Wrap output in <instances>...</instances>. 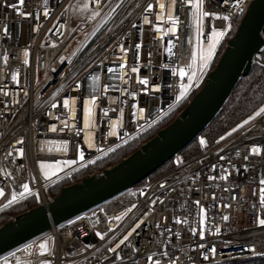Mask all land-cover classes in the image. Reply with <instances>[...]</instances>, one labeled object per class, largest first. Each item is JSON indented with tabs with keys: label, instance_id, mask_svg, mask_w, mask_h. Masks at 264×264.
Wrapping results in <instances>:
<instances>
[{
	"label": "built area",
	"instance_id": "1",
	"mask_svg": "<svg viewBox=\"0 0 264 264\" xmlns=\"http://www.w3.org/2000/svg\"><path fill=\"white\" fill-rule=\"evenodd\" d=\"M78 1L24 0L20 5L19 0H0V213L33 195L47 207L49 187L176 117L207 75L197 62L198 78L189 85L196 26L190 5L182 0L174 6L179 19L175 34L168 35L164 33L171 25L160 18V3L169 5L170 0H87L92 15L73 19L71 9ZM251 1L205 0L204 10L229 20L205 18L200 39L206 41L213 29L228 34ZM93 13L98 15L92 18ZM171 14L166 8L163 19ZM253 62L263 64L258 56ZM138 79H146L147 86ZM181 84L185 96L177 102ZM223 137L53 226L2 256L0 264H233L264 259V227L258 226V219H264L259 200L264 116ZM252 148L260 153L251 154ZM65 161L71 164L60 174L41 177L38 163ZM23 184L29 185L30 195H20ZM200 207L205 209L204 240L198 234ZM117 216L122 219L115 220ZM44 239L50 240L49 251L38 256Z\"/></svg>",
	"mask_w": 264,
	"mask_h": 264
},
{
	"label": "water",
	"instance_id": "2",
	"mask_svg": "<svg viewBox=\"0 0 264 264\" xmlns=\"http://www.w3.org/2000/svg\"><path fill=\"white\" fill-rule=\"evenodd\" d=\"M263 49L264 0H252L217 63L177 116L117 164L63 187L47 207L38 205L0 225V258L138 185L177 157L218 116Z\"/></svg>",
	"mask_w": 264,
	"mask_h": 264
},
{
	"label": "trees",
	"instance_id": "3",
	"mask_svg": "<svg viewBox=\"0 0 264 264\" xmlns=\"http://www.w3.org/2000/svg\"><path fill=\"white\" fill-rule=\"evenodd\" d=\"M240 20L235 21L229 33L226 34L225 40L218 48L216 55H220V50L225 47L227 41L234 35ZM258 58L263 64L253 63L250 73L238 81L231 95L220 110L218 116L209 124L203 133L190 145H188L177 157L168 162L165 166L161 167L151 176L171 168L177 161L187 159L200 151L201 148L211 145L221 137L231 132L232 129L237 128L238 125L242 124L243 121L247 120L264 106V49L260 52ZM212 68V65H210V70ZM174 118L175 115L167 118L165 121L139 138L129 142L123 147L118 148L88 167L75 172L70 177L52 185L47 189L46 194L50 198H53L63 187L77 183L85 176L99 173L104 169L117 164L122 159L137 150L141 144L153 138L161 128L167 126ZM200 139L205 141L204 145H201L199 141ZM38 205L39 200L37 196L33 195L26 198L21 204L13 205L0 213V225L21 213L37 207ZM233 264H264V259Z\"/></svg>",
	"mask_w": 264,
	"mask_h": 264
},
{
	"label": "snow or ice",
	"instance_id": "4",
	"mask_svg": "<svg viewBox=\"0 0 264 264\" xmlns=\"http://www.w3.org/2000/svg\"><path fill=\"white\" fill-rule=\"evenodd\" d=\"M46 2V0H45ZM159 2V0H158ZM177 0H170V4L169 5H165L164 3H160V10H161V19L163 20V23L165 24H170L171 27L169 29H167L165 31V35H168L169 33L171 34H175V30L176 27L179 23V19L178 17L175 16V9L174 6L176 4ZM182 2L186 3V6L190 5L191 7V12H192V17H193V22L197 28V36L203 35V32L201 31V27L203 25V21L205 18L207 17H212L213 19H222L224 21H228L229 20V16H218L215 13H210L206 10H204V3L205 0H182ZM20 5H23L24 0H19ZM12 7L15 9L17 6L16 5H12ZM88 5L86 3L83 4V10H87ZM166 8H171L172 9V14L168 16V18L166 20L163 19V14L166 10ZM152 6L149 5L148 6V11H151ZM18 14H22V13H18ZM47 12L44 13L45 16H47ZM23 15V14H22ZM98 15V13H93L92 18H95V16ZM145 23H148L147 19H145ZM135 27V25H134ZM230 27V26H229ZM155 31L159 32L161 31V29L156 28ZM226 35V29L225 30H221V31H216L215 29H213V31L211 32L210 35L207 36L206 38V44H207V49L206 51L204 50L203 47L196 49H193L192 52V64L188 65V69L190 74L188 75V80H189V85L191 84L192 81H194L197 77V71L196 68L194 67V65L197 62V59H199V71L202 73L204 68L207 66V64L209 63L211 54L213 52V50L215 49L216 45L219 43V41ZM137 49L140 48V45L137 44L136 45ZM122 52H125L126 54V50L121 48ZM169 51H171V49H169ZM25 56L28 55L27 52L24 53ZM4 60H7V57H4ZM28 61L25 60V63H27ZM126 65H121V67H125ZM132 72H138V69L136 67H133ZM109 71H112L111 69H109ZM172 74L176 75L177 74V69L173 68L172 69ZM185 69L181 68L179 69L178 75L183 78L185 76ZM12 79L15 81L17 79L16 75L14 74L12 76ZM125 83H127V81H125ZM138 83L143 84L145 86H147L148 81L146 79H138ZM185 90H186V86L181 84L180 85V94L176 97L177 102H179L181 99L184 98L185 96ZM5 95H7V93H5ZM95 101H88L89 104L94 103ZM65 107H68V101L65 100L64 102ZM52 107H56L55 104L52 105ZM141 114L143 113V109L140 110ZM107 113H105L106 115ZM86 115L89 118V123L91 122V110H86ZM261 115H264V107H261L253 116L249 117L248 120L243 121L242 124L238 125L237 128L232 129V132H235L238 130V128H242L244 127V125H247L251 120L260 117ZM52 131H56L55 128L51 129ZM232 132L228 133L227 135H231ZM225 139V137H221V140ZM17 143H23V140L17 141ZM201 145H204L205 141L201 140L200 141ZM14 147V146H13ZM260 153V150L258 148H252L251 150V154H256L258 155ZM12 153L9 152L8 155H11ZM22 154V152H21ZM81 159H83V156L81 155L80 157ZM245 159H247V157H245ZM71 162L69 161H65V165H70ZM42 174L44 175L45 179L49 178V174L45 171L46 168H53V165H49V164H45V163H40L39 165ZM53 175L55 174V172L52 173ZM214 179V178H213ZM221 179H227V176L221 177ZM260 184L262 186H264V180L260 181ZM23 189L24 191L22 193H20L21 196H25V195H30V189H29V185L28 184H23ZM163 187V185H162ZM3 195L2 190H0V196ZM38 198V197H37ZM16 199V196L13 195L12 199L8 201V204L11 205ZM233 199H235V197H233ZM259 200L260 203L262 205H264V187H261L259 190ZM196 205L199 207V201H195ZM134 207V206H133ZM225 207H228V205H225ZM128 211H131V209H129ZM122 219V216H117L115 217V220L120 221ZM225 221H227L229 218L227 216H225L223 218ZM184 223H186L187 221H183ZM175 223L180 224L182 223V221L180 219H177L175 221ZM199 224H200V228H199V237L201 240L205 239V209L203 207L199 208ZM139 224H136L135 228H139ZM258 226L264 227V219H258ZM135 228L132 229V231H135ZM109 231H112V229H109ZM192 235L195 236L197 235V229L193 228L192 230ZM219 231V229H217V232ZM96 235L103 240L104 239V234L101 233H96ZM132 235V232H129L128 235L124 236V238L118 243L116 244V248H119L121 244H124L125 241L128 240L129 236ZM178 235V234H177ZM40 249H41V256H44L46 251H47V245L45 243H41L39 245ZM201 247H203V245H201ZM111 251H115V249H111ZM213 254H215V248H212L210 250ZM205 259H207L208 257L205 256ZM152 257H149V260H151ZM47 264V262H46ZM157 264H159V262H157Z\"/></svg>",
	"mask_w": 264,
	"mask_h": 264
},
{
	"label": "rangeland",
	"instance_id": "5",
	"mask_svg": "<svg viewBox=\"0 0 264 264\" xmlns=\"http://www.w3.org/2000/svg\"><path fill=\"white\" fill-rule=\"evenodd\" d=\"M86 3L87 4V0H80L78 1L77 3H75V5L72 7L71 9V17L73 19H82V18H86V17H90L92 15L91 11L89 10V8L87 7V10H83V4ZM217 31V30H216ZM225 37L226 35L219 41V43L216 45L215 49L213 50L212 54H211V57H210V60H209V63L207 64V66L205 68H207V73L210 71V65H212V67L215 66L216 62H217V59L219 58V56L222 54V52L224 51L226 45L224 48H222V50H220V55H216V52L218 50V48L220 47V45L223 43V41L225 40ZM203 47L204 50L206 51L207 49V44H206V41H202L200 39V36H197V28L195 30V33H194V39H193V49L196 48L199 50V48ZM216 55V56H215ZM216 59V61H215ZM197 62H199V59H197ZM196 62V64H197ZM196 64L194 66H196ZM191 100V99H190ZM189 100V101H190ZM264 107V106H263ZM253 116V115H252ZM261 116H264V115H261ZM249 119V118H248ZM247 119V120H248ZM164 128V127H163ZM162 129V128H161ZM202 139H200L199 141H201ZM40 163H45V162H40ZM40 163H38V170H39V173L41 175V177L44 178V175L42 174L41 172V169L39 167ZM45 164H49V165H53V168H46L45 171L49 174V178H52L58 174H60L62 172V170L67 166L63 163H45ZM55 172V174L53 175L52 173ZM96 174V173H95ZM45 179V178H44ZM41 243H45L47 245V251L45 253V255L48 253L49 251V246H50V240L49 239H44L42 240L39 245ZM41 253V249L40 247L38 246V249H37V255L38 256H41L40 255ZM8 262H5L3 264H7Z\"/></svg>",
	"mask_w": 264,
	"mask_h": 264
}]
</instances>
